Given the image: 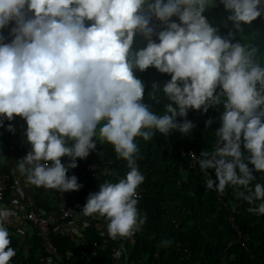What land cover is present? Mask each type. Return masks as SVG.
<instances>
[{
    "label": "clouds",
    "instance_id": "9594fccd",
    "mask_svg": "<svg viewBox=\"0 0 264 264\" xmlns=\"http://www.w3.org/2000/svg\"><path fill=\"white\" fill-rule=\"evenodd\" d=\"M218 3L228 12L225 34L204 15ZM257 18L264 0H0V128L15 134L21 118L30 145L14 171L37 188L79 191L67 173L98 141L110 144L129 171L90 192L82 215L103 217L112 240L131 238L148 219L138 208L145 176L136 139L189 135L197 126L189 112L213 109L218 118L205 120L206 129L219 121L212 145L189 155L206 189L223 196L231 187L249 213L264 216V183H254L264 174V57L244 32ZM137 33L146 45L133 49ZM149 68L170 77L147 93L162 94L159 114L137 75ZM12 216L0 205V264L16 256Z\"/></svg>",
    "mask_w": 264,
    "mask_h": 264
},
{
    "label": "trees",
    "instance_id": "16d2710c",
    "mask_svg": "<svg viewBox=\"0 0 264 264\" xmlns=\"http://www.w3.org/2000/svg\"><path fill=\"white\" fill-rule=\"evenodd\" d=\"M204 15L211 24L220 27L221 34L227 32L221 25L223 18L228 15L222 4L218 3V6L210 8ZM244 32L248 34L246 41L256 46L258 54L264 57V18H257L250 25H245ZM145 45L146 41L137 33L133 49ZM137 75L146 82L145 102L153 112L159 114L165 102L162 94L156 99H150L147 93L152 90L153 82L162 85L170 77L159 73L155 68H149L142 73L138 71ZM218 116L219 113L213 109L203 115L195 111L189 112L188 119L194 121L197 126L191 132L193 136L189 135L187 139L197 156L203 148L212 145V132L219 126L217 119L206 129L205 120ZM13 123L17 127L16 133L24 128V121L19 117ZM11 135L13 134L0 128V144L7 147V151ZM136 143L139 146L137 165L141 172H145L146 186V191L138 203L141 212H147L148 216L142 230L131 238H124L123 250L116 254L122 241L120 238L112 240L108 237L107 221L103 217L96 216L95 219L98 220L94 222L104 224V248L91 247L92 241L100 237L101 230L96 226L88 224L85 231H81L82 236L76 237L61 229L56 232L59 224L55 223L51 227L57 249L54 257L57 264H264V216L249 213V205L236 199L231 187L226 189L223 196L206 189L203 174L197 163L189 167L187 160L180 154L181 142L177 130L167 136L157 131L149 141L138 137ZM17 153L20 156L18 151ZM104 157H112L116 159V163L102 179L103 182H117L120 176H125L129 171L126 161L117 158L110 144L98 141L96 151L90 152L83 160L77 158L78 166L70 169L67 174L76 175L80 184H97V180L78 167L80 163L96 162ZM68 159L62 158V163H67ZM2 170L8 172L6 168ZM209 171L214 175L212 170ZM254 175L257 176L254 183H264V174ZM10 183L8 180V186ZM89 193L81 188L79 191H72V197L67 196V200L70 204L75 200L82 202L87 200ZM217 195L229 205L241 232L240 240L245 242L246 248H241L240 243L236 241L237 232L225 219V212L217 200ZM37 203L41 205L40 202ZM75 211L82 214L78 207ZM9 231L11 246L16 249V256L11 264H35L42 252L36 232L30 234V239L27 238L29 243H26L28 240L18 235L15 230ZM168 240L172 241L171 245L164 247L162 242ZM230 243L232 245H229Z\"/></svg>",
    "mask_w": 264,
    "mask_h": 264
},
{
    "label": "built area",
    "instance_id": "2783aa9c",
    "mask_svg": "<svg viewBox=\"0 0 264 264\" xmlns=\"http://www.w3.org/2000/svg\"><path fill=\"white\" fill-rule=\"evenodd\" d=\"M23 132H24V128H21L18 133L11 135L9 140V148L18 151L21 157H23L30 150V146L27 144L23 136ZM172 133H174V130L171 131L169 135ZM177 134L181 142L180 154L182 158H185L187 160L188 166L193 167L196 161L191 158L189 153L191 152L195 153V151L193 149L192 144L189 143L187 139L189 135L190 136L193 135L192 134L185 135L179 132L178 130H177ZM115 163H116V159L112 157L99 158L96 162L80 163L78 168L84 170L91 178L98 181L97 184H93L90 186L82 184V189L89 192L98 191L99 184L103 183L102 179L108 174L111 167ZM141 173L145 176V172H141ZM123 177L124 176H120L118 180ZM9 179H10L9 174L3 171L2 167L0 166V205L6 206L7 209H9V207L7 206L6 191L8 188ZM145 191H146V186L144 182L138 189V193L141 198L143 197ZM55 193H56L55 210H48L44 213H40L34 209H29V210L23 209L20 210L17 214L18 220L22 224L21 229L23 230L20 231V235H22L21 232L26 234L28 228L32 233L36 232L39 238L40 245L42 247V252L39 254L35 264H47L48 257L52 258L53 264H57L54 258L56 256L57 249L53 240V236H52L53 228L51 226L55 223L57 224V222H63V224L72 222L75 216L76 207L81 209L86 203V200L82 202L75 200L73 204H70L67 200V196L72 197V191L63 193L55 190ZM217 200L219 201V204L221 205L222 209L225 212V219L231 224L233 229H235V231L237 232L236 241L240 243L241 248H246L245 242L240 240L241 232L239 230L237 223L235 222V217L230 212L229 205L219 195H217ZM92 217L95 218L96 216L94 215ZM88 224L89 222H84L83 224H81V230L85 231L86 226ZM60 229L61 227H59L55 231L59 232ZM120 239L122 243L120 248H118V252L116 254L121 253L123 250L124 238H120ZM105 243H106L105 233H100V237L92 241L91 247L92 249L98 247L104 248L106 246ZM229 245H232V243H230ZM183 251L185 252V249H183Z\"/></svg>",
    "mask_w": 264,
    "mask_h": 264
},
{
    "label": "crops",
    "instance_id": "0c3cea01",
    "mask_svg": "<svg viewBox=\"0 0 264 264\" xmlns=\"http://www.w3.org/2000/svg\"><path fill=\"white\" fill-rule=\"evenodd\" d=\"M19 158H21V156L18 155L17 151L10 148L7 151V147L0 144V166L8 170L7 173L9 174V180L11 181L7 190V206L13 213V216L11 217L8 227L9 230H15L18 235H20V231H23L21 229L22 224L18 220L17 216L20 210L34 209L37 212L44 213L48 210H53L56 205V193L54 189H44L42 187L37 188L33 185H28L25 182L24 177L20 176L18 172L14 171V166L16 165ZM37 202H40L41 205H45V207L38 205ZM82 216L84 218H82ZM95 218H89L82 214L75 213L72 222L67 224H63V222H57V224H59L58 226L61 227V230H64L65 232L76 237L82 236L81 224L84 222H89L90 225L96 226L99 230H101L100 233H105V230H103L105 228L104 224H96L94 220L97 221L98 219L96 220ZM21 233L22 235L20 236L22 238L30 239L29 236L32 232L27 228L26 234L23 232ZM26 243H29V240Z\"/></svg>",
    "mask_w": 264,
    "mask_h": 264
},
{
    "label": "rangeland",
    "instance_id": "374dc122",
    "mask_svg": "<svg viewBox=\"0 0 264 264\" xmlns=\"http://www.w3.org/2000/svg\"><path fill=\"white\" fill-rule=\"evenodd\" d=\"M26 127L25 123H24V128ZM30 146V145H29Z\"/></svg>",
    "mask_w": 264,
    "mask_h": 264
}]
</instances>
